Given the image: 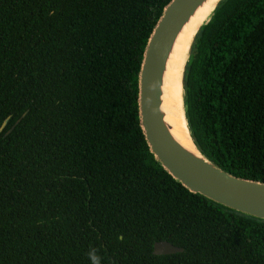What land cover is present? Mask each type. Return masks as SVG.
Wrapping results in <instances>:
<instances>
[{
	"label": "trees",
	"instance_id": "16d2710c",
	"mask_svg": "<svg viewBox=\"0 0 264 264\" xmlns=\"http://www.w3.org/2000/svg\"><path fill=\"white\" fill-rule=\"evenodd\" d=\"M171 1L0 0V264H90V248L102 264H264V221L191 193L141 128L144 52ZM191 50L195 143L264 182V0H222ZM163 241L184 252L155 255Z\"/></svg>",
	"mask_w": 264,
	"mask_h": 264
},
{
	"label": "water",
	"instance_id": "95a60500",
	"mask_svg": "<svg viewBox=\"0 0 264 264\" xmlns=\"http://www.w3.org/2000/svg\"><path fill=\"white\" fill-rule=\"evenodd\" d=\"M209 1L172 0L165 7L145 49L139 74L140 124L156 161L191 193L203 196L230 210L264 221V182L238 178L226 172L198 148L186 117L185 91L183 92L184 112L194 150L185 147L175 137L163 109L165 76L177 41L199 10ZM220 2L222 0L218 2L208 21L201 25L196 36L209 22ZM183 252V248L166 241L157 242L154 245V254L157 256Z\"/></svg>",
	"mask_w": 264,
	"mask_h": 264
},
{
	"label": "bare ground",
	"instance_id": "6f19581e",
	"mask_svg": "<svg viewBox=\"0 0 264 264\" xmlns=\"http://www.w3.org/2000/svg\"><path fill=\"white\" fill-rule=\"evenodd\" d=\"M219 1L210 0L185 28L177 41L165 76L163 109L175 137L191 150H194V145L190 138L184 112L183 75L193 40L201 25L208 21Z\"/></svg>",
	"mask_w": 264,
	"mask_h": 264
},
{
	"label": "clouds",
	"instance_id": "9594fccd",
	"mask_svg": "<svg viewBox=\"0 0 264 264\" xmlns=\"http://www.w3.org/2000/svg\"><path fill=\"white\" fill-rule=\"evenodd\" d=\"M118 239L123 241V235L118 236ZM87 255L90 264H102V257L98 254V250L96 248H90Z\"/></svg>",
	"mask_w": 264,
	"mask_h": 264
},
{
	"label": "rangeland",
	"instance_id": "374dc122",
	"mask_svg": "<svg viewBox=\"0 0 264 264\" xmlns=\"http://www.w3.org/2000/svg\"><path fill=\"white\" fill-rule=\"evenodd\" d=\"M187 59H188V57H187Z\"/></svg>",
	"mask_w": 264,
	"mask_h": 264
}]
</instances>
